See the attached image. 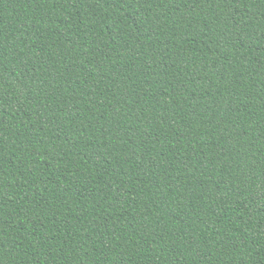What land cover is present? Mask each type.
I'll list each match as a JSON object with an SVG mask.
<instances>
[{
	"label": "trees",
	"instance_id": "1",
	"mask_svg": "<svg viewBox=\"0 0 264 264\" xmlns=\"http://www.w3.org/2000/svg\"><path fill=\"white\" fill-rule=\"evenodd\" d=\"M0 264H264V0H0Z\"/></svg>",
	"mask_w": 264,
	"mask_h": 264
},
{
	"label": "snow or ice",
	"instance_id": "2",
	"mask_svg": "<svg viewBox=\"0 0 264 264\" xmlns=\"http://www.w3.org/2000/svg\"><path fill=\"white\" fill-rule=\"evenodd\" d=\"M146 2H147V0H146Z\"/></svg>",
	"mask_w": 264,
	"mask_h": 264
}]
</instances>
